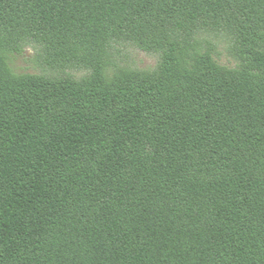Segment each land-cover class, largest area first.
<instances>
[{
	"label": "trees",
	"instance_id": "obj_1",
	"mask_svg": "<svg viewBox=\"0 0 264 264\" xmlns=\"http://www.w3.org/2000/svg\"><path fill=\"white\" fill-rule=\"evenodd\" d=\"M115 40L157 71L106 77ZM26 42L90 74H15ZM0 264H264V0H0Z\"/></svg>",
	"mask_w": 264,
	"mask_h": 264
},
{
	"label": "rangeland",
	"instance_id": "obj_2",
	"mask_svg": "<svg viewBox=\"0 0 264 264\" xmlns=\"http://www.w3.org/2000/svg\"><path fill=\"white\" fill-rule=\"evenodd\" d=\"M180 40L186 45L187 56L208 54L222 68L239 70L243 65L238 40L232 29L224 26H196L190 35L181 34ZM193 54V55H191ZM162 52L146 51L135 43L113 41L107 50L105 76L117 73L156 72ZM8 66L15 74H29L48 79L70 78L81 81L88 77L90 69L76 66H56L52 64L44 49L34 43L26 42L20 51L8 57Z\"/></svg>",
	"mask_w": 264,
	"mask_h": 264
}]
</instances>
